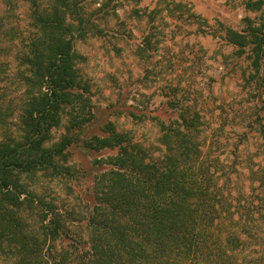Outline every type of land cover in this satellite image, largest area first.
Returning <instances> with one entry per match:
<instances>
[{"label": "trees", "instance_id": "trees-1", "mask_svg": "<svg viewBox=\"0 0 264 264\" xmlns=\"http://www.w3.org/2000/svg\"><path fill=\"white\" fill-rule=\"evenodd\" d=\"M84 1L25 0L29 31L0 28V44L18 40V95L10 100L0 90V264H264V248L249 258L264 236V165L249 149L255 139L264 159L259 112L224 145L216 143L218 130L205 129L204 115L182 107L157 119L158 157L105 124L101 135L83 141L89 150L112 152L96 161L104 168L93 179L85 240L69 225L82 215L59 211L35 191L40 176L69 172L66 151L79 139L69 132L93 118L74 50L89 30ZM243 1L258 19L226 29L224 38L248 65L244 82L264 102L263 0ZM63 117L66 133L52 142ZM242 173L247 182L239 186Z\"/></svg>", "mask_w": 264, "mask_h": 264}, {"label": "rangeland", "instance_id": "rangeland-1", "mask_svg": "<svg viewBox=\"0 0 264 264\" xmlns=\"http://www.w3.org/2000/svg\"><path fill=\"white\" fill-rule=\"evenodd\" d=\"M83 13L89 30L76 39L74 50L80 56L77 67L93 118L69 132L79 138L66 151L69 172L56 178L40 176L35 191L59 211L82 215L69 225L85 240L86 218L95 204L93 179L104 168L96 161L112 153L85 148V139L101 135L103 126L112 123L116 131L158 157L163 147L157 119L167 121L182 107L194 106L205 117V129L218 130L216 143L226 145L239 138L249 116L254 118L257 112L264 116V102L244 82L248 65L224 38L226 29L239 31L247 18L258 19L259 13L246 9L243 0H85ZM0 25L25 35L30 29L25 0H0ZM17 46L18 40L0 44V90L6 89L10 100L18 95L12 85ZM66 120L63 117L52 131V142L66 133ZM255 141L249 143L250 154L264 165L256 156L261 150L255 149ZM242 174L239 186L247 182ZM261 235L249 255L253 261L264 248ZM65 241L74 244L70 238Z\"/></svg>", "mask_w": 264, "mask_h": 264}]
</instances>
